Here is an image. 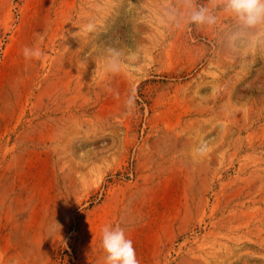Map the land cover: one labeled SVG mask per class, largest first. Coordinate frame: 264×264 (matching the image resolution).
<instances>
[{
	"label": "rangeland",
	"instance_id": "1",
	"mask_svg": "<svg viewBox=\"0 0 264 264\" xmlns=\"http://www.w3.org/2000/svg\"><path fill=\"white\" fill-rule=\"evenodd\" d=\"M216 14L0 0V264H104L117 224L140 264H264V45Z\"/></svg>",
	"mask_w": 264,
	"mask_h": 264
},
{
	"label": "clouds",
	"instance_id": "2",
	"mask_svg": "<svg viewBox=\"0 0 264 264\" xmlns=\"http://www.w3.org/2000/svg\"><path fill=\"white\" fill-rule=\"evenodd\" d=\"M182 4L189 25L213 28L219 22L217 11L230 16L236 24L235 31L226 38V46L231 51L239 54L246 37L250 38L249 51L264 45V0H208L207 5L198 3V0H182ZM93 27L89 24L87 30L92 31ZM109 52L112 58L108 62V67L115 72L118 70L116 57L119 53L111 49ZM23 55L26 59H38L42 52L38 47L26 46ZM242 55L247 56L248 51ZM127 106L129 108L134 106V98H129ZM56 225L60 227L57 223ZM101 247L105 254L104 264H140L132 240L126 236L125 230L119 224L106 225L101 229Z\"/></svg>",
	"mask_w": 264,
	"mask_h": 264
}]
</instances>
